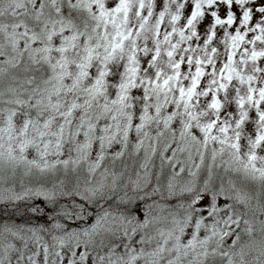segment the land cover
Listing matches in <instances>:
<instances>
[{
  "label": "snow or ice",
  "instance_id": "6c2138e0",
  "mask_svg": "<svg viewBox=\"0 0 264 264\" xmlns=\"http://www.w3.org/2000/svg\"><path fill=\"white\" fill-rule=\"evenodd\" d=\"M0 264H264V0H0Z\"/></svg>",
  "mask_w": 264,
  "mask_h": 264
}]
</instances>
